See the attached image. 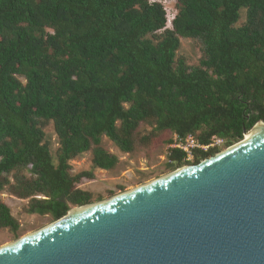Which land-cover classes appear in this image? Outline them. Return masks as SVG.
I'll list each match as a JSON object with an SVG mask.
<instances>
[{
    "label": "trees",
    "instance_id": "trees-1",
    "mask_svg": "<svg viewBox=\"0 0 264 264\" xmlns=\"http://www.w3.org/2000/svg\"><path fill=\"white\" fill-rule=\"evenodd\" d=\"M175 1L166 28L156 1L0 0V192L3 173L30 166L32 179L15 186L29 198L25 211L56 220L91 200L76 185L93 172L71 174L69 160L90 151L92 167L116 166L102 136L125 153L164 130L230 146L264 122V0ZM180 38L198 41L197 64L177 57ZM141 124L150 131L135 137ZM217 151L194 148L192 163ZM167 158L189 162L178 148ZM1 228L15 233L18 221L0 198Z\"/></svg>",
    "mask_w": 264,
    "mask_h": 264
},
{
    "label": "water",
    "instance_id": "water-1",
    "mask_svg": "<svg viewBox=\"0 0 264 264\" xmlns=\"http://www.w3.org/2000/svg\"><path fill=\"white\" fill-rule=\"evenodd\" d=\"M188 166L70 208L0 264H264V129Z\"/></svg>",
    "mask_w": 264,
    "mask_h": 264
},
{
    "label": "rangeland",
    "instance_id": "rangeland-1",
    "mask_svg": "<svg viewBox=\"0 0 264 264\" xmlns=\"http://www.w3.org/2000/svg\"><path fill=\"white\" fill-rule=\"evenodd\" d=\"M159 1L163 3L162 6L170 14L177 8L175 0ZM245 15L246 10L241 9L237 25H241L245 21ZM165 27L167 28L171 26L165 24ZM176 55L177 57H183L190 65L197 64L201 57L198 41L193 38H180V47L177 50ZM127 105L128 104H125V107H127ZM150 128L151 127L148 125L141 124L137 129L135 137L148 134ZM43 129L46 134V139L49 141V149L53 162L56 163L57 148L59 145L57 136L53 131L51 123ZM190 135L193 138H196L198 132ZM174 136V133L171 131L164 130L157 133L146 143L136 139L135 149L130 153L121 152L112 141L106 136H102L101 145L108 152L115 154L118 158L116 166L110 170L92 167V155L90 151H87L78 155L74 159L69 160L70 173L76 174L80 171H92L94 175L93 179H82L76 186L91 193L90 203L108 199L133 187L140 186L146 182L164 176L182 166L195 165L192 163L193 158L188 160V163L184 162L178 167H169L167 165L169 162L167 158L170 149L169 145L173 142ZM225 141L226 140L222 139L220 143L215 145L218 149L216 153L228 147L225 145ZM210 156L212 155L207 156L206 159ZM29 168L30 166H27L12 170L9 173H3V177L6 178L9 183L6 184L4 189L0 192V198L8 205L10 213L18 221V229L13 233L7 228H1L0 247L17 240L26 234L40 230L54 221L50 214H30L25 211L29 198H23L18 195L15 186L17 180L32 179L33 176L30 174ZM35 197L44 198L45 196L36 195ZM69 206L72 208L76 205L70 204Z\"/></svg>",
    "mask_w": 264,
    "mask_h": 264
},
{
    "label": "built area",
    "instance_id": "built-area-1",
    "mask_svg": "<svg viewBox=\"0 0 264 264\" xmlns=\"http://www.w3.org/2000/svg\"><path fill=\"white\" fill-rule=\"evenodd\" d=\"M153 1V0H152ZM222 141V138L217 136H212L210 141L207 144H202L198 139L193 138L190 134L184 138H179L176 135L173 138V142L169 145L170 148H178L185 153V160H190L193 158L192 150L194 148L201 149L203 151L208 150L211 147H214Z\"/></svg>",
    "mask_w": 264,
    "mask_h": 264
},
{
    "label": "bare ground",
    "instance_id": "bare-ground-1",
    "mask_svg": "<svg viewBox=\"0 0 264 264\" xmlns=\"http://www.w3.org/2000/svg\"><path fill=\"white\" fill-rule=\"evenodd\" d=\"M258 129H264V125L261 124V123H258V124H257L255 127H253L251 130L247 131V132L244 134L243 138H246V137H247L252 131H254V130H258ZM188 167H189V166H184V167H182V168H179L178 170L174 171L172 174H174V173H176V172H179V171H181V170H183V169H186V168H188ZM152 182H154V181H152ZM152 182H150V183H152ZM150 183H149V184H150ZM139 187H141V186L133 187V188L129 189V191H133L134 189H137V188H139ZM99 205H101V204H91V205L83 206V207H73V208H71V209L69 210V213H68V217H67V218H69V219H70V218H73V217H75V216H77V215H79V214H81V213H84V212H86V211H88V210H90V209H92V208H95V207H97V206H99ZM32 234H33V233L26 234L25 236L19 238L18 240H15V241H12V242H10V243H8V244H5V245H3V246L0 247V250L5 249V248H7V247H9V246H11V245H13V244H16V243H18V242H20V241H22V240H24V239L30 237Z\"/></svg>",
    "mask_w": 264,
    "mask_h": 264
},
{
    "label": "clouds",
    "instance_id": "clouds-1",
    "mask_svg": "<svg viewBox=\"0 0 264 264\" xmlns=\"http://www.w3.org/2000/svg\"><path fill=\"white\" fill-rule=\"evenodd\" d=\"M159 2L161 5H163V3L161 2V1H159V0H150V2ZM163 9H164V7H163ZM164 11H165V16H166V23L165 24H167L168 26H172L171 25V21L173 20V18H174V16L176 15V13H177V8L176 9H174L173 10V12L170 14V13H168V11H166L165 9H164ZM243 136H244V133H243ZM243 139V138H242Z\"/></svg>",
    "mask_w": 264,
    "mask_h": 264
}]
</instances>
